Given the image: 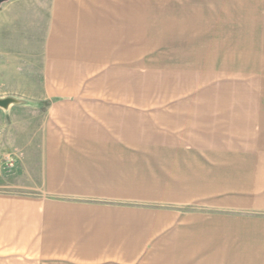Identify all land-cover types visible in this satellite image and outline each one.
<instances>
[{"label":"crops","instance_id":"0c3cea01","mask_svg":"<svg viewBox=\"0 0 264 264\" xmlns=\"http://www.w3.org/2000/svg\"><path fill=\"white\" fill-rule=\"evenodd\" d=\"M148 9H166L168 32L212 52L208 66L180 71L196 96L135 97L120 79L143 57L128 26ZM54 10L42 189L0 192V264H264V0Z\"/></svg>","mask_w":264,"mask_h":264},{"label":"rangeland","instance_id":"374dc122","mask_svg":"<svg viewBox=\"0 0 264 264\" xmlns=\"http://www.w3.org/2000/svg\"><path fill=\"white\" fill-rule=\"evenodd\" d=\"M54 3L7 0L0 4V98L12 99L7 106H0V192L31 195L42 189V132L52 97L47 83L48 55L57 33L51 24ZM171 15L166 9L143 10V26H128L133 33L138 28L143 41L142 59H127L128 65L130 60H141V65L135 63L133 72L125 68L119 73L120 79L127 78L131 85L128 93L132 96L180 97L184 91L188 96L196 90L182 85L180 71L194 72L210 64L202 54L211 51L202 48L200 42L185 43L168 32L176 29L167 26V22L176 21ZM198 29L191 26L192 38ZM143 155V160L150 157L149 153ZM198 259L192 256L191 264H198Z\"/></svg>","mask_w":264,"mask_h":264},{"label":"water","instance_id":"95a60500","mask_svg":"<svg viewBox=\"0 0 264 264\" xmlns=\"http://www.w3.org/2000/svg\"><path fill=\"white\" fill-rule=\"evenodd\" d=\"M5 1H7V0H0V4L3 3V2H5ZM11 100H12V99H8V98H4V99L0 98V106H7L8 103H9Z\"/></svg>","mask_w":264,"mask_h":264}]
</instances>
